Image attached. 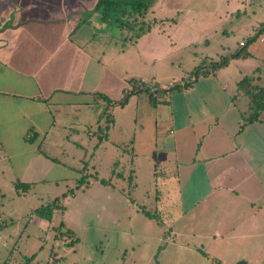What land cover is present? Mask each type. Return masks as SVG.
Segmentation results:
<instances>
[{
	"label": "crops",
	"instance_id": "crops-1",
	"mask_svg": "<svg viewBox=\"0 0 264 264\" xmlns=\"http://www.w3.org/2000/svg\"><path fill=\"white\" fill-rule=\"evenodd\" d=\"M96 1L0 0V193L10 187L17 194L14 182L46 184L54 171L75 178L77 163L58 160V148L75 144L95 151L114 137L135 178L142 169L161 177L156 201L170 177L179 193L203 177L205 194L190 208L204 202L214 235L234 231L235 217L252 224L261 208L254 209L251 194L264 189V110L246 122L249 98L237 83L253 76V84L264 87V31L248 45V56L195 79L190 73L173 79L190 83L152 105L146 92H131L128 81L166 87L162 75L172 67L164 62L161 39L170 18H144L149 29L129 37L98 12L88 14ZM185 40L175 46L186 50L196 41ZM207 46L204 40L202 49ZM106 110L112 123L99 142L97 125L104 122L98 120ZM77 160L93 175L89 161Z\"/></svg>",
	"mask_w": 264,
	"mask_h": 264
},
{
	"label": "rangeland",
	"instance_id": "rangeland-1",
	"mask_svg": "<svg viewBox=\"0 0 264 264\" xmlns=\"http://www.w3.org/2000/svg\"><path fill=\"white\" fill-rule=\"evenodd\" d=\"M146 2V21L151 22L153 16L170 18L161 39L164 62L172 67L163 72L160 83L165 86L189 74L202 60L206 63L219 61L229 51L239 50L241 42H248L247 37L264 21V0ZM126 34L134 37L135 30L127 29ZM191 37L196 41L188 49L175 46ZM204 40H208V46L202 49ZM248 49L247 45L244 50ZM90 139L97 141L93 137ZM113 139L105 141L95 151L84 152L75 144L58 148L55 153L58 160L77 163L79 173L75 178L54 171L53 180L33 185L24 193L16 194L13 188H3L0 264L5 261L25 264L23 258L33 254L35 257L29 264H46L52 251L57 260L55 264H214L213 258L224 264H264L262 185L258 190L260 195L251 194L254 209L261 208L254 222L245 225L241 223L242 216L235 217L237 222L231 224L234 231L214 235L213 226L205 215L204 202L197 209L190 208L204 196L205 178H192L182 185L179 193L177 183L170 177L162 198L156 201L161 177L151 176L149 171L142 169L137 178L134 176L136 187L128 193L126 180L112 176L113 162L120 160L119 169L126 174L131 166L129 156L113 144ZM78 157L85 159L81 161H89V172L111 179L113 185L105 186L88 177L87 187L76 188V179L86 174L82 168L86 164L78 162ZM239 189L245 193L248 187L242 184ZM62 195V209L56 210L51 220L32 214L35 208ZM178 195L181 200H177ZM140 207L158 214L163 226L145 216ZM165 230L169 234L164 237Z\"/></svg>",
	"mask_w": 264,
	"mask_h": 264
},
{
	"label": "trees",
	"instance_id": "trees-1",
	"mask_svg": "<svg viewBox=\"0 0 264 264\" xmlns=\"http://www.w3.org/2000/svg\"><path fill=\"white\" fill-rule=\"evenodd\" d=\"M148 4L146 0H132V1H122V0H97L94 8L89 13L98 12L100 14V18L104 21L115 22L118 26L129 30H135V38L139 37L143 32L147 31L150 27V24L144 20V13L146 12ZM264 31V21L260 22L259 25L255 28V31L252 35H249L248 42H244L240 45V49L234 51L231 54L222 56L219 61H210L206 66L205 60H202L198 66H196L191 72L190 75L197 78L199 75H206L211 71L220 68L227 64L229 59L234 57H246L249 55L248 51H245L247 45H249L252 41H254L262 32ZM189 79V78H188ZM188 79L182 80V82H172L166 87H161L160 85L153 83L152 85H148L146 82L136 79H129V84L131 87V92L134 91H144L149 95V100L152 105H155V102L158 98L163 97L164 95H168L180 88L189 85L190 81ZM253 76H244L237 83L238 92L243 93L249 98V107L248 114L245 117L246 122H251L256 120L262 110H264V87L253 84L254 81ZM130 92V93H131ZM128 93H125L122 99L119 101V104H124L127 99ZM104 99L108 100L106 96ZM98 121H103L104 124L97 125V134L98 141L106 139L107 130L109 129L112 118L111 114L108 110L104 111L102 116H100ZM98 144H96L95 148ZM118 162H114L112 170V176L116 178H123L127 182V191L128 193L132 192L135 188L136 184L134 181L133 170L130 169L127 174L122 169H119ZM83 171L85 172V166L83 167ZM94 179L98 181L100 184L105 186L113 185L111 179L100 178L96 175L91 174H82L80 177L76 179L75 186L76 188L87 187L89 182L86 181L87 178ZM14 187L17 190V194L26 192L31 186L29 183L23 182H14ZM0 197H3V194L0 193ZM62 199L63 195L60 198H54L46 204L40 205L35 208L32 214L36 217L51 220L54 212L56 210L62 209ZM140 210L143 212L145 216L150 218H154L156 223L160 226H163V221L160 219V216L155 213H151L145 210L143 207H140ZM62 223H60V226ZM64 233H70L69 231H65ZM169 233L167 230L163 232V236H167ZM205 254V253H203ZM51 259L46 264H55L57 262L56 256L53 255V251L51 252ZM55 256V257H54ZM35 255L24 257V263L29 264ZM62 258V257H61ZM60 258V259H61ZM212 262L214 264H224L218 259L213 258ZM2 264H10V261H5Z\"/></svg>",
	"mask_w": 264,
	"mask_h": 264
},
{
	"label": "built area",
	"instance_id": "built-area-1",
	"mask_svg": "<svg viewBox=\"0 0 264 264\" xmlns=\"http://www.w3.org/2000/svg\"><path fill=\"white\" fill-rule=\"evenodd\" d=\"M243 44V42H241V45Z\"/></svg>",
	"mask_w": 264,
	"mask_h": 264
}]
</instances>
